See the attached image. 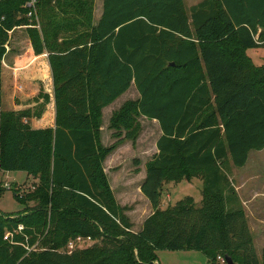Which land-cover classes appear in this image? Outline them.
<instances>
[{"label": "trees", "instance_id": "trees-1", "mask_svg": "<svg viewBox=\"0 0 264 264\" xmlns=\"http://www.w3.org/2000/svg\"><path fill=\"white\" fill-rule=\"evenodd\" d=\"M29 1L0 0V72L9 34L25 27L34 53H49L56 127L0 112V170L37 181L13 190L35 206L0 213V264H156L164 250L260 264L227 172L264 149V65L254 69L245 56L264 49V0H202L189 14L183 0H104L96 26L93 0H37L38 21L27 17ZM132 84L139 99L112 115L114 142L103 147L102 110ZM140 117L161 135L140 187L152 214L135 233L102 164L136 141ZM196 174L200 205L186 197L162 209L164 182ZM78 236L96 243L65 253Z\"/></svg>", "mask_w": 264, "mask_h": 264}, {"label": "crops", "instance_id": "crops-1", "mask_svg": "<svg viewBox=\"0 0 264 264\" xmlns=\"http://www.w3.org/2000/svg\"><path fill=\"white\" fill-rule=\"evenodd\" d=\"M103 1L94 0V26L98 24L102 16ZM201 1L199 0L196 4ZM183 4H185V0H183ZM189 11L190 8L188 9V14ZM53 89L49 53L45 50L42 54L36 55L27 36L26 28L20 27L14 29L9 34L6 53L2 60L0 72V112L25 111L30 116L29 123L32 128L55 129ZM131 89L133 90L132 97L129 96ZM138 99L139 93L134 84H132L126 93L109 106L103 108L100 127V143L103 147H109L114 142L111 136L112 131L109 130V121L106 123L103 118L107 109L111 108L109 113L110 120L113 112L118 110L120 106L128 101H136ZM118 102L117 107H112ZM151 122L157 123L154 120H151ZM160 135L161 132L158 126V138ZM156 142L155 151L157 153ZM128 147L132 150L130 141L121 143L105 158L102 166L115 201L120 207L126 208L131 203L128 199L132 195L131 193L136 196V200L141 204V212L139 214L143 216L139 223L132 221L134 216L132 213L136 212L138 208L125 212V215L130 219L132 224V232L136 233L140 231L143 222L152 214L148 200L140 191V187L146 176L145 166L151 159L145 163H140L136 156H129V154L127 156L122 155L120 152L124 149L126 151L124 153L126 154ZM249 156L250 153L245 166L241 168H236L230 163L227 173L246 219L249 218V215L253 218L255 221L254 227H256V237L261 242H264V215H262L264 214V180L256 168L249 167ZM124 162H133L134 166H123L126 167L123 168L121 164ZM248 227L251 235H253L254 231L249 223ZM253 242L256 243L255 240ZM255 251L258 254V249Z\"/></svg>", "mask_w": 264, "mask_h": 264}, {"label": "rangeland", "instance_id": "rangeland-1", "mask_svg": "<svg viewBox=\"0 0 264 264\" xmlns=\"http://www.w3.org/2000/svg\"><path fill=\"white\" fill-rule=\"evenodd\" d=\"M199 0H185L184 8L186 12L188 9L195 5ZM95 11L94 8V0L92 6V12ZM57 14V12H55ZM38 20V18H37ZM245 56L255 68L262 67L264 65V49H247L245 52ZM130 97L133 96V90L129 94ZM122 100V99H121ZM120 100V102H121ZM119 104L112 107H117ZM125 104V103H124ZM123 104V105H124ZM122 105V106H123ZM114 111V113L118 112L121 107ZM111 109V108H110ZM110 109H107L105 115L103 116L104 121L108 123ZM112 114V115H113ZM112 117V116H111ZM137 123L139 125V133L136 141L132 143L130 147H128V151L126 152L124 149L120 152L122 155L127 156L129 154L132 156H136L140 163H145L149 159H152L157 153L155 151V142L158 138V123L151 122V120L145 118H138ZM110 130V129H109ZM131 152V153H129ZM155 154V155H154ZM258 161V162H257ZM249 167L256 168V170L262 175L264 180V150L259 151H251L249 156ZM121 166L131 167L134 166L133 162H124ZM123 167V168H126ZM37 181L27 175L24 172H5L0 170V186L4 187V190L0 194V213L5 216L17 215L24 211L26 207H33L36 205L35 202L31 201L27 204V206L23 205L20 201H18L14 197V188H17L20 194H24L29 190H32V186L36 184ZM162 197H161V208L165 209L168 206L174 205L176 202L183 200L186 197H192L195 205L199 206L201 201V189H202V180L201 176L196 174L190 180L180 179L175 182L165 181L162 187ZM132 195L128 198L131 203H129L126 207V211H130L138 208L137 211L132 213L133 218L132 221L135 223H139L141 217V204L136 200V196ZM125 211V212H126ZM264 215V214H262ZM145 216V215H144ZM130 220V219H129ZM247 221L251 228L253 229V242L254 248L258 249V259L260 264H264V242H261L256 237V227H254L255 221L249 215ZM40 248L39 246L37 247ZM255 249V250H256ZM157 255V263L156 264H211L208 261L206 255L198 251H158ZM217 264V262H216Z\"/></svg>", "mask_w": 264, "mask_h": 264}, {"label": "built area", "instance_id": "built-area-1", "mask_svg": "<svg viewBox=\"0 0 264 264\" xmlns=\"http://www.w3.org/2000/svg\"><path fill=\"white\" fill-rule=\"evenodd\" d=\"M36 1L37 0H30L27 4L26 7H28L29 12L27 13V17H34L37 20V11H36ZM38 28V27H37ZM23 230V226L19 225L17 227V232H21ZM13 234L11 233H6L4 236V240H12ZM96 243L95 240H93L90 236H78L74 239H71L67 242L66 246L64 247L63 251L67 254H71L74 251L77 250H83L90 248ZM35 246L32 248H26L28 251L34 250ZM217 264H227L225 261V257L223 256H218L216 259Z\"/></svg>", "mask_w": 264, "mask_h": 264}, {"label": "water", "instance_id": "water-1", "mask_svg": "<svg viewBox=\"0 0 264 264\" xmlns=\"http://www.w3.org/2000/svg\"><path fill=\"white\" fill-rule=\"evenodd\" d=\"M171 65H173V64H171ZM225 261H226L227 264H234L232 259L230 257H228V256H225Z\"/></svg>", "mask_w": 264, "mask_h": 264}]
</instances>
